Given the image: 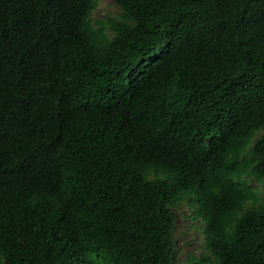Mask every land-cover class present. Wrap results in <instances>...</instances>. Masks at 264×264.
<instances>
[{
  "label": "trees",
  "instance_id": "16d2710c",
  "mask_svg": "<svg viewBox=\"0 0 264 264\" xmlns=\"http://www.w3.org/2000/svg\"><path fill=\"white\" fill-rule=\"evenodd\" d=\"M115 2L0 0V264H264V0Z\"/></svg>",
  "mask_w": 264,
  "mask_h": 264
},
{
  "label": "rangeland",
  "instance_id": "374dc122",
  "mask_svg": "<svg viewBox=\"0 0 264 264\" xmlns=\"http://www.w3.org/2000/svg\"><path fill=\"white\" fill-rule=\"evenodd\" d=\"M120 14V9L115 0H98V7L92 15L94 28L99 30L102 26H107L111 19L119 17ZM109 35L112 34L109 33ZM156 177L157 175L154 173L151 176V178ZM246 180L259 193L264 202V183H259L248 176ZM250 206L251 204H248L247 208ZM175 211L178 215V225L175 233L177 252L175 264H190L188 262L189 257L201 258L207 256L204 235L205 224L202 220L189 217L193 213V208L189 205L188 199L179 203Z\"/></svg>",
  "mask_w": 264,
  "mask_h": 264
}]
</instances>
